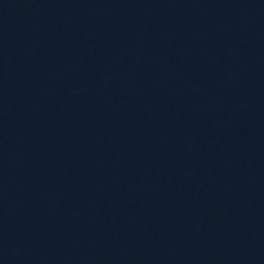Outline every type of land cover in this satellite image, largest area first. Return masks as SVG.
Instances as JSON below:
<instances>
[{"label": "water", "instance_id": "obj_1", "mask_svg": "<svg viewBox=\"0 0 264 264\" xmlns=\"http://www.w3.org/2000/svg\"><path fill=\"white\" fill-rule=\"evenodd\" d=\"M0 264H264V0H0Z\"/></svg>", "mask_w": 264, "mask_h": 264}]
</instances>
